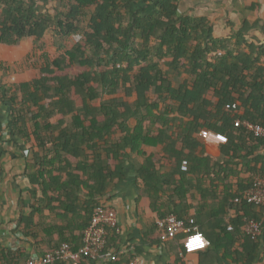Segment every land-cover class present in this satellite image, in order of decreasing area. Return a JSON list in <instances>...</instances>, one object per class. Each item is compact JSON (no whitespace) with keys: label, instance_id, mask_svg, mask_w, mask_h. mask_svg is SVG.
Segmentation results:
<instances>
[{"label":"trees","instance_id":"1","mask_svg":"<svg viewBox=\"0 0 264 264\" xmlns=\"http://www.w3.org/2000/svg\"><path fill=\"white\" fill-rule=\"evenodd\" d=\"M178 6V0H0V45L8 55L32 42L24 70H39L32 80H0V143L6 128L32 152L29 213L18 231L37 253L63 243L79 251L95 209L110 205L111 188L130 178L131 155L139 152L145 161L133 182L143 181L162 218L176 214L186 226L191 219L198 226L185 210L189 186L210 179L201 196L219 202L221 218L211 246L238 252L235 243H245L251 247L238 261L256 260L264 205L247 193L264 178V136L236 120L264 127V39L249 40L248 23L214 36L208 17L181 14ZM75 35L80 38L69 44ZM233 103L236 109L227 108ZM203 132L225 138L218 157L197 138ZM146 145L162 148L148 154ZM164 195L172 206L162 212L156 200ZM231 208L236 214L227 221ZM252 219L261 236L246 232ZM198 228L206 232L205 225ZM156 230L164 241L157 223ZM107 240L115 252L108 264H127L136 255L121 252L118 228H108ZM28 253L26 246L0 248V264H18ZM90 259L82 255L78 264Z\"/></svg>","mask_w":264,"mask_h":264},{"label":"crops","instance_id":"2","mask_svg":"<svg viewBox=\"0 0 264 264\" xmlns=\"http://www.w3.org/2000/svg\"><path fill=\"white\" fill-rule=\"evenodd\" d=\"M178 5L181 14L208 17L213 26L214 36L230 35L248 23L246 35L249 40L264 39V0H178ZM0 51L5 56L6 48L0 45ZM4 56L0 58L4 59ZM5 78L6 74L3 75L0 70V80L8 83ZM6 123L5 120L4 125ZM215 135L223 140L219 141ZM3 138L0 143V248L17 249L20 246H26L29 251L27 255H29L36 251L30 245L29 240L18 231V227L21 224V217L29 213L30 199L27 194L29 181L26 174L27 163L32 152L28 151L29 145L22 138H12L6 128L3 130ZM197 138L203 143L207 153L215 157L220 155V145L225 141L223 136L214 132H203L197 134ZM161 148V145H146L144 151L148 154L158 153ZM198 152L200 153L201 150ZM144 161L145 155L139 152L132 153L129 168L131 167L133 171L130 178L118 187L111 188L109 198L106 200L118 212L121 252L136 253L141 264H248L238 261L239 252L241 255L245 254L251 247L245 243H235L234 247H237L238 252H227L224 246L213 248L210 244L204 250L184 254L182 241L186 236L185 233L171 240L160 242L157 238L156 223L162 218L161 212L153 209V199L148 196L143 181L138 178V184L133 182L137 177V169ZM171 169L168 166L164 170L171 172ZM232 180L235 182L236 178ZM196 182L189 186L191 192L186 200L185 210L189 217L196 219L198 226L205 225L204 234L211 241L209 235L216 237L217 230H214V224L221 219L216 215L220 205L213 197L203 199L201 196L200 188H209L210 179H205L202 186ZM22 194H24V200H22ZM156 204L162 212L172 206L167 195H164L161 200L157 199ZM235 214V209H229L225 220L228 221ZM229 226L228 230L232 231ZM107 261L109 260L90 259L84 260L82 264H108ZM252 264H264V240Z\"/></svg>","mask_w":264,"mask_h":264},{"label":"built area","instance_id":"3","mask_svg":"<svg viewBox=\"0 0 264 264\" xmlns=\"http://www.w3.org/2000/svg\"><path fill=\"white\" fill-rule=\"evenodd\" d=\"M227 108L236 109L237 104H227ZM237 125H243L247 129L253 130L257 135L264 136V127L254 124L249 120H236ZM249 201L264 205V178L258 180L256 186L247 193ZM191 226H186L184 220L178 218L175 214H170L165 218L157 220V225L162 231L164 241L171 240L181 233H185L183 238V247L186 253H194L206 249L210 246V240L195 225V221L191 219ZM118 227V212L112 205L98 206L93 214L92 221L88 228L84 231V245L79 251L74 250L69 243H63L60 247L53 251L39 254L31 253L18 264H54L58 260H63L67 264H78V260L82 255H86L95 260H110L115 256L113 249L107 248L108 228ZM233 229V226H229ZM245 230L254 237L262 235V228L259 223L252 219L246 223ZM194 235H201L205 241L202 246L189 248L188 244ZM127 264H141L139 256L135 255Z\"/></svg>","mask_w":264,"mask_h":264},{"label":"rangeland","instance_id":"4","mask_svg":"<svg viewBox=\"0 0 264 264\" xmlns=\"http://www.w3.org/2000/svg\"><path fill=\"white\" fill-rule=\"evenodd\" d=\"M80 37L78 35L71 36L68 38L69 44L74 43L77 41ZM46 42L48 43V50L53 54L54 51L56 50L55 46V37L50 34L46 38ZM12 50H9L8 55L6 53V56L3 55V52L0 51V56H4L3 59V64L4 67L10 68V72L6 75V82L8 84H15V83H20L21 81H26V80H32L36 77L39 76V70L38 68H31L28 66V68H25L24 66L25 63H23V58L24 56L29 52L32 51V42L30 41H25L23 42L21 47L18 48H10ZM34 54V53H33ZM34 60V56L32 55L30 62L32 63ZM216 136V135H215ZM219 141L223 140L220 136H216Z\"/></svg>","mask_w":264,"mask_h":264},{"label":"clouds","instance_id":"5","mask_svg":"<svg viewBox=\"0 0 264 264\" xmlns=\"http://www.w3.org/2000/svg\"><path fill=\"white\" fill-rule=\"evenodd\" d=\"M205 241L203 240L202 236L201 235H194L189 244H188V247L189 248H195V247H198V246H202V244L204 243Z\"/></svg>","mask_w":264,"mask_h":264}]
</instances>
